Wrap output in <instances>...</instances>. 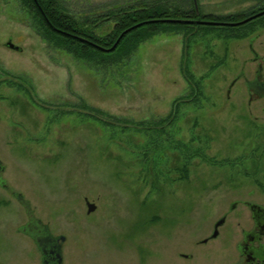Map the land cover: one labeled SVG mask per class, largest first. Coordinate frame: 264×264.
Listing matches in <instances>:
<instances>
[{
  "label": "rangeland",
  "instance_id": "obj_1",
  "mask_svg": "<svg viewBox=\"0 0 264 264\" xmlns=\"http://www.w3.org/2000/svg\"><path fill=\"white\" fill-rule=\"evenodd\" d=\"M59 2L80 23H93L133 0ZM197 2L218 17H244L264 5ZM112 26L97 32L105 36ZM232 33L183 26L103 65L58 48L21 0H0V264H42L13 193L65 238L64 264H137L141 245L151 252L148 264H171V254L191 264L179 254L211 253L215 243H195L235 198L226 175L250 167L236 159L250 151L241 144L250 134L245 115L264 120L255 107L264 100L248 108L243 83L228 98L252 41L264 55V27L240 39ZM86 199L96 205L91 214Z\"/></svg>",
  "mask_w": 264,
  "mask_h": 264
},
{
  "label": "flooded vegetation",
  "instance_id": "obj_2",
  "mask_svg": "<svg viewBox=\"0 0 264 264\" xmlns=\"http://www.w3.org/2000/svg\"><path fill=\"white\" fill-rule=\"evenodd\" d=\"M251 44L252 57L244 61L243 70L235 77L228 89V98H230L234 87L238 83H243L248 97V108L264 100V55H260L261 53L255 49L254 41ZM248 63L253 64L252 71L247 69ZM255 107L257 112L264 115V106L255 105ZM244 108L247 111L246 106ZM250 114L249 110L248 115H245L249 118L245 127L249 128L250 134L244 137L241 143L245 148L250 144V151H243L236 157L241 160L239 165L246 160L249 161L250 167L246 166L237 169L236 174L226 175L229 184L225 190L235 192V198L220 208L218 217L209 225L207 235L195 243L196 247L201 249L211 247L213 243L217 246L211 253L207 252L201 258L195 254H179L180 259L190 261L191 264H264V120L260 121L256 118L252 120ZM3 188L8 189L6 185ZM18 195L20 194L13 193L19 201ZM87 201L86 199V205ZM22 205L28 217V223L22 229H30L28 236L41 253V263L64 264L65 238L54 236L49 226L43 225L36 219L30 206L27 209L26 205ZM131 248L130 246L127 249V253L131 255L130 261L134 263L133 253H129ZM135 255L137 264H148L151 252L148 247L141 245L136 248ZM168 260L172 261L171 264H178L174 254H171Z\"/></svg>",
  "mask_w": 264,
  "mask_h": 264
},
{
  "label": "trees",
  "instance_id": "obj_3",
  "mask_svg": "<svg viewBox=\"0 0 264 264\" xmlns=\"http://www.w3.org/2000/svg\"><path fill=\"white\" fill-rule=\"evenodd\" d=\"M21 2L23 6L34 9L36 16L40 18V24L53 38L58 48L68 51L78 58L97 61L103 65L118 64L130 57L142 43L163 33L177 32L183 26L229 29L233 32L229 38L239 39L247 37L249 32L257 27H264V16L241 26L209 24L212 22L234 24L244 21L252 15L264 11V5L244 17L240 15L218 17L205 15L200 8L197 11L194 0H175L176 4L174 5H171L170 0H133L126 7L108 11L93 23L87 20L80 23L65 12L59 0H21ZM199 21L205 23H198ZM107 22L113 23L112 30L107 35L100 36L97 31L100 30L101 25ZM125 31L129 32L125 34L113 51H102L96 47L111 49ZM187 65L184 66L186 77L193 82L194 77Z\"/></svg>",
  "mask_w": 264,
  "mask_h": 264
},
{
  "label": "water",
  "instance_id": "obj_4",
  "mask_svg": "<svg viewBox=\"0 0 264 264\" xmlns=\"http://www.w3.org/2000/svg\"><path fill=\"white\" fill-rule=\"evenodd\" d=\"M36 1V0H35ZM194 3H195V8H196V10L197 11H199V7H198V2H197V0H194ZM39 9L42 11V9H41V7H39ZM264 15V11H262V12H260V13H258V14H256V15H254V16H252V17H250V18H247V19H245L244 21H241V22H238V23H232V24H222V23H209V24H216V25H218V24H221V25H230V26H240V25H243V24H246L247 22H249V21H251V20H254V19H256V18H258V17H261V16H263ZM179 22H182V21H179ZM186 22H188V21H186ZM198 23H205V22H198ZM138 26H140V25H138ZM56 30V29H55ZM57 31H59V32H62V31H60V30H57ZM129 31H125L120 37H119V39L117 40V42L115 43V45L111 48V49H105V48H102V47H100V46H96L98 49H100V50H102V51H113L116 47H117V45L119 44V42H120V40L125 36V34H127ZM64 33V32H63ZM8 46L11 48V49H15V50H19V47H17V46H15L14 44H12V43H8ZM18 199H19V201L22 203V204H24V205H26L27 206V209L29 208V206H30V204L28 203V202H26L24 199H23V197H22V195L20 194V195H18ZM87 207H88V214H91L92 212H94L95 211V209H96V205L95 204H93V203H90L89 201H87ZM62 240H63V238H61Z\"/></svg>",
  "mask_w": 264,
  "mask_h": 264
}]
</instances>
